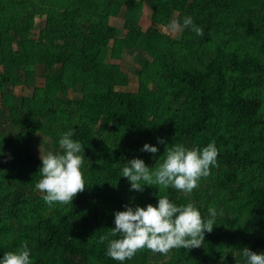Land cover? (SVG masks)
<instances>
[{"label": "trees", "instance_id": "obj_1", "mask_svg": "<svg viewBox=\"0 0 264 264\" xmlns=\"http://www.w3.org/2000/svg\"><path fill=\"white\" fill-rule=\"evenodd\" d=\"M144 2L151 16L143 32L136 16ZM116 3L127 9L122 47L139 66L137 91L117 90L128 75L103 55L118 32L108 21ZM188 15L201 34L183 26ZM39 16L44 23L35 33ZM173 16L178 36L164 29ZM234 36L262 43L264 0H0V255L22 241L33 264H237L245 246L264 251V120L252 90L264 81V61L237 52ZM7 85L32 91L16 104ZM68 129L84 145L86 186L72 202L50 205L36 188L41 158L32 143L45 136L59 151ZM157 137L166 140L159 152L140 150ZM212 140L217 162L191 192L139 191L122 176L135 156L154 169L173 144ZM212 191L223 192L227 204L201 246L171 248L160 261L147 247L123 262L106 254L100 237L115 226L114 210L168 195L207 217Z\"/></svg>", "mask_w": 264, "mask_h": 264}, {"label": "clouds", "instance_id": "obj_2", "mask_svg": "<svg viewBox=\"0 0 264 264\" xmlns=\"http://www.w3.org/2000/svg\"><path fill=\"white\" fill-rule=\"evenodd\" d=\"M182 23L198 34L203 32L190 15L185 16ZM179 25L180 21H171L173 28ZM157 141V144L145 142L140 150L159 152L158 145L166 140L157 137ZM59 145V151L48 150L41 154L40 177L36 182V188L50 205L57 201L72 202L86 186L82 169L84 145L74 138V129L60 134ZM218 151L215 140L204 146L175 143L166 149L163 160L154 169L142 157L128 159L123 163L122 176L130 181L131 189L139 191H143L145 185H160L191 192L216 164ZM222 211L210 207L205 217L193 202L178 204L168 195H159L155 204H125L123 210H114L115 226L100 239L107 241L106 254L121 262L145 247L161 253L174 247H198L204 242L206 231L213 230L216 217ZM241 251L244 259L237 264H264V251H254L248 246ZM0 264H33L27 241H22L18 249L4 251Z\"/></svg>", "mask_w": 264, "mask_h": 264}, {"label": "rangeland", "instance_id": "obj_3", "mask_svg": "<svg viewBox=\"0 0 264 264\" xmlns=\"http://www.w3.org/2000/svg\"><path fill=\"white\" fill-rule=\"evenodd\" d=\"M126 10H127L126 7H124L123 5H119L117 3L114 4V7L110 10L108 21L111 25L117 27L118 32L109 41V44L107 48L104 50L103 55L105 56L104 58L107 60V62L119 64L120 69L123 72H126L128 75V78H129L128 84L123 87H117V90L122 89V90H128V91H137L138 82H137V74L135 72V69L139 68V66L137 63H135L132 56L128 57L127 55H125L126 50L125 48L122 47V39H123L124 31H125L124 22L126 18L125 16ZM150 16H151V11L149 7L147 6V2H144L142 5V9L136 16L137 22L140 24L143 32L146 29V27L149 25ZM174 19H175V16L172 17V21ZM43 23H44L43 17H40V16L36 17L35 30H34L35 33L38 31V28H41L43 26ZM164 29L166 32L170 31V33L176 34L175 36H178L179 31H180V28L178 26L175 28L172 27L171 29H168V28H164ZM221 35L222 34L220 32H217V34H215V36L213 37V39H215L213 44L218 42V37ZM234 38L235 36L232 38L231 43L233 46L236 47L235 50L237 52L239 50L240 51L248 50V53H251L252 55L257 57L260 61L261 60L264 61V51H263L264 50V39L262 43L259 45L258 43L252 44L251 42H246L244 40L239 42L240 41L239 38L241 37H238V40H234ZM137 49L138 51L144 53V50L142 48H137ZM36 81H38V79H36ZM253 87L254 86H251L245 89L243 94L245 95L246 93H248L250 89ZM238 90L241 91L242 89L238 88ZM252 90H254V92H257V93L259 92L258 94H259L260 103H261L260 115H261V118L264 120V81L262 82L260 87L253 88ZM31 91H32V88L31 87L28 88L27 86L21 87V86L7 85L5 88V92L7 95L9 96L15 95L16 104H19L20 99L23 96L25 97L29 96ZM68 93L72 97V92L69 91ZM2 108H3L4 113L8 112L7 105H3ZM11 131L12 130L10 129L9 132L12 133L13 131L12 132ZM32 145H33L36 155L40 158H41V154H44L48 150L58 151V149L52 148L47 137L41 136V135L35 136ZM209 189H210V186H209ZM211 197L212 199L210 203L214 204V207L217 208V210H220V209L225 210L224 204H227V199L223 192L212 191ZM262 235L264 236V231ZM170 253H171L170 251H168L167 253L156 252L155 259L160 261L162 259L168 258L171 255Z\"/></svg>", "mask_w": 264, "mask_h": 264}]
</instances>
